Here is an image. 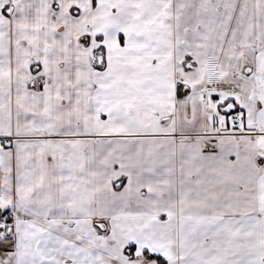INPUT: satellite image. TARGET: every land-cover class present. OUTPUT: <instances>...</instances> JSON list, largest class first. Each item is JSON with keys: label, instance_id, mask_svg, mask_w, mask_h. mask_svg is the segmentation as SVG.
Here are the masks:
<instances>
[{"label": "crops", "instance_id": "1", "mask_svg": "<svg viewBox=\"0 0 264 264\" xmlns=\"http://www.w3.org/2000/svg\"><path fill=\"white\" fill-rule=\"evenodd\" d=\"M0 139V264H264V0H0Z\"/></svg>", "mask_w": 264, "mask_h": 264}, {"label": "built area", "instance_id": "2", "mask_svg": "<svg viewBox=\"0 0 264 264\" xmlns=\"http://www.w3.org/2000/svg\"><path fill=\"white\" fill-rule=\"evenodd\" d=\"M205 95L213 107V128L217 133H227L229 130L241 129L247 125L244 105L241 98L223 88L222 64L216 59H210L205 68ZM10 143L9 139H0V149ZM9 217H0V235L10 233Z\"/></svg>", "mask_w": 264, "mask_h": 264}, {"label": "trees", "instance_id": "3", "mask_svg": "<svg viewBox=\"0 0 264 264\" xmlns=\"http://www.w3.org/2000/svg\"><path fill=\"white\" fill-rule=\"evenodd\" d=\"M147 257H149V258H151V259H156L158 262H160V263H164L165 262V260L163 259V258H160V257H156V256H147Z\"/></svg>", "mask_w": 264, "mask_h": 264}]
</instances>
